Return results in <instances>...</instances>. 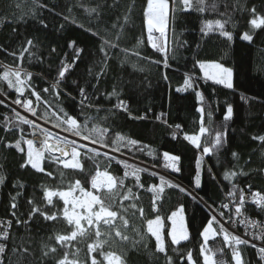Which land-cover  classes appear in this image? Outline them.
I'll return each instance as SVG.
<instances>
[{"label":"trees","instance_id":"trees-1","mask_svg":"<svg viewBox=\"0 0 264 264\" xmlns=\"http://www.w3.org/2000/svg\"><path fill=\"white\" fill-rule=\"evenodd\" d=\"M169 5L171 8V0ZM201 6L180 11L183 6L177 0V10L169 12L167 43L163 41V51L158 52L149 44L144 14L147 0H0V77L5 71L21 70V79L27 84L19 98L31 100L37 113L32 115L14 103L17 92L0 79V95L15 107L0 101V177H4L0 184V216L11 221L3 264H57L65 258L68 264H92L93 259L96 264H107L105 256L109 252L119 255L124 264H189L188 253L192 264H203L200 233L212 215L210 211L224 222H232V213L220 205L233 185L235 203L241 191L264 192V142L253 139L264 135V28L252 29L249 24L253 7L257 15H264V0H205L203 12L198 10ZM93 8L95 13L91 12ZM33 17L48 27L41 29ZM208 20L227 21L225 31L231 33L232 40L215 28L205 36L201 28ZM244 32L253 36L251 42L241 39ZM28 39L33 40V45L27 44ZM104 39L110 44H104ZM70 41L83 49L78 59L69 47ZM112 43L117 46L111 47ZM102 45L107 54L100 51ZM165 59L168 67L164 66ZM62 61L68 65L66 78L54 88ZM198 61L218 62L231 68L233 88L204 80ZM186 76L194 79L195 89L177 92ZM10 79L15 83V77ZM80 88L89 97L83 105ZM33 90L39 93V101L32 95ZM114 91L116 95L110 96ZM196 91L204 98L199 104ZM120 101L128 106L126 111L118 107ZM229 105L233 114L226 121ZM198 107L203 108L202 113ZM17 110L61 131L66 124L63 128L54 125L59 123L57 117L67 112L82 128L87 125L85 136L92 128L96 131L91 132L92 140L64 132L116 156L75 144V163L82 168H65L57 157L46 152L40 161L43 171L30 165L22 168L28 151L24 141L29 140L30 133ZM137 116L146 118L136 119ZM201 127L205 132L200 134V147L196 148L184 137L198 135ZM217 132L225 134V144L213 149ZM128 140L138 144H128ZM17 141L23 151L6 146ZM204 147L210 149L209 154L203 153ZM233 152L237 158H233ZM164 153L179 158L180 172L165 167L171 161L165 160ZM198 159L199 188L195 186ZM97 171L112 175L115 187L99 192L93 189L91 181ZM231 171L238 175L229 183L224 174ZM161 177L168 183H162ZM76 181L86 191L101 196L117 217L108 225L103 221L98 225L82 221L83 234L78 231L74 239L61 243L56 237L70 236L75 227L63 218V201L54 196L52 205H48L44 190L67 191ZM129 190L131 195L124 199ZM17 191L20 195L13 216L11 198ZM74 194L80 195L79 191ZM29 200L34 204L30 205ZM34 206L56 213L57 219L45 221L35 215L27 224H17L18 219L28 220ZM178 207L183 210L189 238L173 244L168 217ZM243 212L264 224V212L256 207L246 206ZM157 217L162 222L164 252L157 251L156 241L147 231L148 220ZM220 227L216 220L213 228L218 234L211 237L206 248L214 264H232L231 247L225 244ZM117 231L128 239L117 236ZM240 247L246 264H261L255 248Z\"/></svg>","mask_w":264,"mask_h":264},{"label":"snow or ice","instance_id":"snow-or-ice-1","mask_svg":"<svg viewBox=\"0 0 264 264\" xmlns=\"http://www.w3.org/2000/svg\"><path fill=\"white\" fill-rule=\"evenodd\" d=\"M172 2V7L170 8L169 5V0H147V8L145 11V17L146 21L148 24V32H149V44L154 48V50L160 52L163 51L161 46H158L157 44L153 43L152 41V36L151 32L153 30V27L155 26L156 30L161 32V34H164L165 28L164 24L165 21L168 17L169 12H175L177 10V0H171ZM179 5H182L179 10L180 11H189L191 10V0H178ZM199 3L202 5L198 10L200 12L205 11V8L203 7L205 0H199ZM215 7V5H213ZM71 11V9H69ZM252 18L249 20V24L252 29H260L264 28V15H257L255 7H253L251 10ZM92 13H95V8L91 9ZM34 19L37 20V23L40 25L41 29H46L48 27L47 23H45L43 20L38 19L36 17H33ZM65 19L68 20L69 18L65 16ZM227 21L222 22L221 20H215L211 21L208 20L203 23V26L201 28L202 33L206 36L209 34V32L213 31V29H218L219 34L223 37H225L227 40H232V35L231 33L225 31V23ZM63 27V26H61ZM115 27V25H114ZM92 35H98L97 32H92ZM241 39L244 41L251 42L253 39V36L249 32H244L241 35ZM28 45H33V40L28 39L27 40ZM104 44H110V42L107 39H104ZM117 45L112 43L111 47L115 48ZM69 47L72 48L75 52V57L78 59L83 52L82 48H78L75 45V41H70L69 42ZM24 51H28L27 48L24 49ZM52 51L55 52L56 49L52 48ZM101 52H105L106 50L101 46L100 49ZM75 63V60L73 61ZM198 67L201 70L202 73V78L206 81H211L214 84L218 85H223L226 88H233V83H232V76H233V71L232 69L225 67L223 64L218 63V62H207V61H198ZM164 66L168 67V62L167 59L164 60ZM68 71V65L62 61V67L58 73V80L53 84V87H57L59 83L66 78V72ZM28 79H31V74H27ZM10 77H15V83L10 79ZM166 78V77H165ZM0 79L6 80L8 82V85L10 88H14L15 91L18 94V98L14 101V103L18 105H22L25 111L30 112L32 115H37L35 108L32 107V101L28 99L21 100L19 97L23 96V88L26 86L27 81L21 79V70H16V71H5L3 73V76L0 77ZM190 88L195 89V82L194 79L190 76H186L182 87L177 88V92L181 91H188ZM49 89H44V91H48ZM196 97H197V102L198 104L203 101V96L202 93L199 91H196ZM32 95L36 97L37 101L40 100V95L37 91L33 90ZM111 95H116L115 91ZM80 96L82 97L81 104H84V100L89 99L87 96V93L84 88H80ZM118 107L121 110H127L128 106L123 102L120 101L118 104ZM198 112H203L202 107L197 108ZM233 114V108L231 105H229L226 109V114L224 116V119L227 121L232 118ZM55 115V114H54ZM17 116L19 117L20 121L23 124L27 125H33V122L29 119H25L22 116H19V113H17ZM136 119H145V116H137L135 117ZM59 120V123L54 125L55 127H61L63 128V125H67L66 128H63L64 131H71V133L75 136H79L82 139L85 140H92L93 137L91 135V132H95L96 129L92 128L89 132V135L85 136L84 132L87 130V125L82 128L81 125L78 123V120L74 118L73 116L69 115L67 112H64L62 117H57ZM159 119V117H158ZM36 127H39V125H36ZM177 128L180 126L177 125ZM8 131V129H5ZM104 131H107V129H104ZM200 133L203 134L205 132V128L201 127L199 129ZM45 136L51 139L52 134L48 133L45 131ZM175 138V136L173 137ZM118 139H123L122 137H118ZM185 140H188L193 146L196 148L200 147V137L198 135H185L184 137ZM254 140H259L261 142H264V135L262 136H254ZM57 143H63L65 145V149L71 145L72 146V157L73 160H75L76 156L78 155V152L76 150L75 146V141H69L63 137L57 136L55 138ZM27 145V158L26 162L21 165V167H26L30 165L33 169L36 171L40 172L43 171V169L40 167L39 161L43 159L44 152H52V151H60L62 155L67 156L68 152L65 149H54L52 145L48 144L45 142L43 147L40 149H34V144L32 140H26L24 141ZM128 144L131 145H137L138 141L136 140H128ZM225 144V134L221 132L216 133V139L213 144V149H219L222 148ZM7 147H15L18 151H23V149L20 147V141H17L15 145H6ZM80 148L85 147L84 145H79ZM116 150V149H114ZM89 151H94V149H90ZM210 149L208 147L203 148V153L204 154H209ZM164 158L166 161H171L170 164L166 163L165 167L170 168L171 171L173 172H180L181 167L178 165L179 158L175 155H170L168 153H164ZM233 158H237V153L233 152L232 153ZM57 160H59L65 168L72 167V168H82V166L79 163H69L67 161L60 160L59 157H57ZM201 161L198 159L196 161V166H197V174L195 177V186L199 188L201 186V179H200V168ZM139 171V170H135ZM240 175H243L244 173H239ZM50 175V174H49ZM127 176V173H125ZM153 175H156L153 173ZM238 175L235 171L231 172H225L224 178L229 181V183L232 182V180ZM136 180L139 184V176H136ZM162 183H168L161 177ZM4 183V177H0V184ZM121 185L123 184V181H120ZM116 180L115 178L110 175L109 173L97 171L95 176L92 178L91 181V187L93 189H96L98 192L102 188H107L108 190H111L112 188L115 187ZM140 187H143L142 184H139ZM14 187H17L14 185ZM169 187H180L179 185H172L169 184ZM235 185H233L232 189L229 190L227 195L231 197L233 200L235 199ZM149 190H153V188L150 187ZM76 191H79L80 195L76 196L74 193ZM160 191H163L161 188ZM180 191L184 192L186 191L183 187H180ZM20 195V192L17 191L14 196H12V203L10 207L13 209L12 215L15 216V209L18 207V205L15 203L17 197ZM131 195V190H129V195H126L124 199H128L129 196ZM54 196H58L61 201H63L65 207L63 209V218L70 224L74 225L75 230L72 231L70 236L67 235H58L56 237L58 242H64L67 240L74 239L78 235V231L80 234H83V227H82V221H86L89 225H92L93 223H96L97 225L99 224L100 221H103L104 224L108 225L111 223L113 219L117 217V213L115 211H112L109 209L108 206H106L103 202V199L99 195H94L90 191H86L83 187H81L80 182L76 181L75 185L70 187L67 191H52L49 189L44 190V200L47 202L48 205H52L53 200L52 198ZM246 202L245 195L243 191H241L240 196H239V203L236 204L235 206V215L236 216H243L244 214L242 213V209L244 208ZM28 203L30 205L34 204L32 200H29ZM251 203L256 206V208L260 212H264V195H262L259 192H252L251 194ZM69 205H71V209L69 208ZM77 208H79L81 211H77ZM220 208L223 210H230V205L228 203H222L220 205ZM155 210V206L154 209ZM141 214L143 215V210L141 209ZM224 212L221 211L220 215L223 216ZM35 215L42 216L45 221H53L57 219V214L52 213L49 214L45 211H42L39 207H32L31 211L29 213V218L28 220H17V224L23 223L27 224L29 220H31ZM177 213H173V217H175ZM216 222V216L213 215L209 219H207L205 226L203 227L200 235L201 238L207 242L210 236H215L218 233H216L215 229L213 228V224ZM125 226H127V221H124ZM160 220L159 217L156 218V220H148L147 225H148V231L151 233V236L155 238L156 240V249L159 252H164L165 248L162 245V238H161V233L159 231V228H154L153 225L156 224L157 226L159 225ZM241 223H247L249 227L253 229H257V231L253 233H248L245 232V235H251L252 240H259L262 242L261 246H257L255 243H251L247 239H242L240 236L233 235L232 233L228 232L223 225L220 227V233L223 234V239L225 241V244L227 246L231 247L232 251V264H246V262L243 259L242 256V249L241 245L245 246H250L252 248H255L258 254V259L260 260L261 264H264V225L258 224L256 221L248 219L246 216L244 219L241 220ZM8 226L11 225V221L7 222ZM97 235H100L99 228L97 229ZM117 236H122V234L117 231L116 232ZM171 236V240L173 244H178L180 242V239L187 240L189 238L187 231L183 230L181 232V236L178 239L177 235L175 234V230L171 233H169ZM10 238V234L7 230V228L4 229V231L0 232V241H7ZM123 239L127 240V236H122ZM98 246H100V242H98ZM89 250H92V246H89ZM27 251V249H25ZM51 251H56L55 248H52ZM205 248L204 246L201 247V255L203 256V264H212V261H210L208 255L205 254ZM6 252V244L5 243H0V264H3V254ZM47 255V252L44 253ZM105 259L107 261V264H124L122 261V258L119 255H116L114 253H107L105 256ZM188 260L189 264H192V255L191 253H188ZM57 264H68L67 259H63L57 262ZM92 264H96L95 259H93Z\"/></svg>","mask_w":264,"mask_h":264},{"label":"rangeland","instance_id":"rangeland-1","mask_svg":"<svg viewBox=\"0 0 264 264\" xmlns=\"http://www.w3.org/2000/svg\"><path fill=\"white\" fill-rule=\"evenodd\" d=\"M200 3H199V0H191V5H199ZM168 18H169V14H168V17H167V19H166V21H165V24H164V26H165V32H164V44L166 45V43H167V41H166V30H167V22H168ZM146 25H147V29H148V24H147V21H146ZM149 33V32H148ZM155 34H157V36H159L160 34H161V32H159V31H157L156 30V28H155V26L153 27V30H152V32H151V36H152V41H153V43H155V44H157V45H159V46H162V42H160V40L159 39H156L155 40ZM229 68V67H228ZM200 69V68H199ZM231 69V68H230ZM200 73H201V70H200ZM201 77H202V73H201ZM211 82V81H210ZM223 86V85H222ZM1 96V95H0ZM3 97V96H2ZM1 100V99H0ZM3 102V101H2ZM18 111V113L22 116V117H24L25 119H29V120H31L32 122H33V124L36 126V125H39V127H36V129H38V130H40L41 132H42V135H43V137L46 139V140H50V141H52L53 143H55V144H59V145H64L63 143H57L56 142V140H55V138L57 137V136H60V137H63V138H65V139H67V140H69V141H75V144L76 145H84V146H88L89 147V145L84 141H78V140H74V139H72L71 137H73V136H71L69 133H67V132H64V131H61V130H57V129H54V128H50V127H48V126H46V125H43L42 123H40L39 121H37V120H33V117H31V116H28V115H26L25 113H23L22 111H19V110H17ZM32 127H34L33 125H32ZM33 129H31L30 131H32ZM45 131L46 132H48V133H51L52 134V137H51V139H49L48 137H46L45 136ZM200 132L198 133V136H200ZM65 146V145H64ZM41 147H43V145H41ZM71 152H72V149H71ZM106 153L108 154V155H112V157L113 156H116V154H113V153H111V152H109V151H106ZM41 161V160H40ZM39 161V163H40V167H41V162ZM67 162H69V163H74L75 162V160H73V157H72V154H70V157H69V159L68 160H66ZM103 190L104 189H106V190H108L107 188H102ZM173 213H177V215L175 216V217H173ZM171 215H170V217H168L169 218V221H170V233L171 232H173L174 230H175V234L177 235V237H178V239L180 238V236H181V232L183 231V230H186L187 231V228H186V224H185V217H184V213H183V210H182V208L180 207H178V209L177 210H175L174 212H173ZM210 213L212 214L211 216H213V215H215L212 211H210ZM216 216V220L218 221V223L220 224V225H223L221 222H220V219H219V217L217 216V215H215ZM153 220H156V218L155 219H153ZM160 220V223H159V225L157 226L156 224H154L153 225V227L154 228H159V231H160V233H161V238H162V222H161V219H159ZM224 228H225V226H223ZM226 229V228H225ZM147 231H148V225H147ZM149 232V231H148ZM150 233V232H149ZM151 234V233H150ZM188 234V233H187ZM171 237V236H170ZM211 237L212 236H210L209 237V239H208V241L211 239ZM154 238V237H153ZM155 239V238H154ZM163 239V238H162ZM171 239V238H170ZM156 241V240H155ZM181 241H184V239H180V242ZM208 241L207 242H205L203 239H202V245H201V247L202 246H204V248H205V254L206 255H208V257H209V259H210V261H212V264H214V261H213V258H212V255L210 254V252L208 251V248H206L207 247V243H208ZM162 245H163V247H164V243H163V240H162ZM202 259H203V256H202Z\"/></svg>","mask_w":264,"mask_h":264},{"label":"built area","instance_id":"built-area-1","mask_svg":"<svg viewBox=\"0 0 264 264\" xmlns=\"http://www.w3.org/2000/svg\"><path fill=\"white\" fill-rule=\"evenodd\" d=\"M33 120H35V119L33 118ZM33 126L34 127H32V125L31 126L29 125V130H28L29 133H30L29 140H32L33 141L34 149H40L41 148V145L40 144H36L34 142L33 132L30 131L31 129H33V130L36 129V126L34 124H33ZM71 138L74 139V140H78V141H83L84 142V140H81V139H78V138H75V137H71ZM50 142H52V141H50ZM85 142L89 145V147H92V148H94V149H96V150H98L100 152L106 153V151L103 150L102 148H100V147H98V146H96V145H94L92 143H89L87 141H85ZM67 149H68L69 154H72V152H71V149L72 148L70 146H68ZM251 194H252V192L244 193L245 198H246V202H245L244 208L246 206L256 207L254 204L251 203ZM261 194L264 195V192L261 193ZM225 203H228L230 205V210H225V211L231 212L232 213L231 215H233L232 222H228V223L224 222L223 220H221L219 218L220 219V222L223 224V226H225L226 230L228 232L232 233L233 235L240 236L242 239H247L251 243L257 244V246H261V244H262L261 241H259V240H252L251 239V235H245V232H248V233L251 234V233L257 231V229H253V228L249 227L247 223H241V220L244 219V217L246 216L248 219L253 220V221H256L260 225H264V224L258 218L253 217L251 214L244 213L243 212V209L244 208L242 209V213L244 215L243 216H236L235 215V206H236V204L239 203V201H238V203H235L232 200V198L229 197L227 194L225 195ZM8 221H9L8 219H5V218H3V217L0 216V232L4 231L5 228H7L8 232H9L11 225L8 226V224H7ZM222 237H223V234H222ZM0 243H5L6 244L7 241H0ZM3 257H4V254H3ZM3 257H2V259H3Z\"/></svg>","mask_w":264,"mask_h":264},{"label":"water","instance_id":"water-1","mask_svg":"<svg viewBox=\"0 0 264 264\" xmlns=\"http://www.w3.org/2000/svg\"><path fill=\"white\" fill-rule=\"evenodd\" d=\"M0 101H3L4 103H6L7 105H9V106H11V107H13V108H15L9 101H7L4 97H2V96H0ZM51 144L53 145V146H60L59 144H55V143H53V142H51ZM61 147H62V149H65V147L63 146V145H61ZM67 152H68V149L66 148L65 149ZM104 150V149H103ZM106 151V150H105ZM47 154H49L50 156H52V157H59L61 160H63V161H66V160H68L69 159V157H70V154H69V152H68V155L67 156H64V155H62V153L61 152H58V151H52V152H48V151H45Z\"/></svg>","mask_w":264,"mask_h":264},{"label":"bare ground","instance_id":"bare-ground-1","mask_svg":"<svg viewBox=\"0 0 264 264\" xmlns=\"http://www.w3.org/2000/svg\"><path fill=\"white\" fill-rule=\"evenodd\" d=\"M32 132H33L34 142H35L36 144L44 145L45 142H46V143L52 145L50 141L46 140V139L43 137L42 133H41L38 129H34V130H32ZM52 146H53V145H52ZM53 148H54V149H62L61 145H60V146H53ZM58 152H60V151H58Z\"/></svg>","mask_w":264,"mask_h":264},{"label":"crops","instance_id":"crops-1","mask_svg":"<svg viewBox=\"0 0 264 264\" xmlns=\"http://www.w3.org/2000/svg\"><path fill=\"white\" fill-rule=\"evenodd\" d=\"M164 28H165V26H164ZM164 32H165V31H164ZM166 32H167V30H166ZM154 36H155V40H156V39H159L160 42H163V41H164V35L160 34L159 36H157V34H155ZM165 39H166V38H165Z\"/></svg>","mask_w":264,"mask_h":264}]
</instances>
